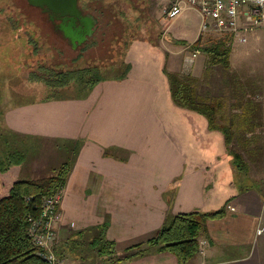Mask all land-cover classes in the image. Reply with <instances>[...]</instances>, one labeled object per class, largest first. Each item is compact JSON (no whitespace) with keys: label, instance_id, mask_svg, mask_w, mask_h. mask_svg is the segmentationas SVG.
Returning a JSON list of instances; mask_svg holds the SVG:
<instances>
[{"label":"crops","instance_id":"0c3cea01","mask_svg":"<svg viewBox=\"0 0 264 264\" xmlns=\"http://www.w3.org/2000/svg\"><path fill=\"white\" fill-rule=\"evenodd\" d=\"M199 24L187 32L189 44ZM167 50L136 40L124 54L129 68L122 77L98 80L82 96L31 99L2 112L17 150L34 152L13 165L16 172L36 178L70 161L55 225L63 264H179L144 241L166 214L216 210L227 199L224 214L206 221L199 238L205 243L186 264H264V228L256 232L264 223V179L239 190L234 178L242 175L229 163L223 133L172 102L162 67L176 71L184 56ZM204 67L202 61L194 68L197 78ZM136 243L143 252L126 257Z\"/></svg>","mask_w":264,"mask_h":264},{"label":"rangeland","instance_id":"374dc122","mask_svg":"<svg viewBox=\"0 0 264 264\" xmlns=\"http://www.w3.org/2000/svg\"><path fill=\"white\" fill-rule=\"evenodd\" d=\"M168 2L169 0H79L80 7L93 19L94 31L93 38L90 37L83 43L86 47L82 49L85 51L77 58L79 51L70 47L61 31L53 32L48 13H44L41 7L28 0H0V42L4 46L1 53L5 57L0 61V159L8 151L18 149L14 142L18 137L9 135L2 126L4 108L17 102L45 99L52 94V87L27 78L31 67L38 72L39 64L62 67H77L92 64L91 62H97L98 65L110 64L116 59L119 61L136 40H149L161 45L166 52L167 49L180 50V57L189 56L193 49L188 46L191 36L187 32L200 21V14L190 9L183 16L166 19L162 16V10ZM81 22L84 25L89 21L81 18ZM54 26L56 30V25ZM26 29L32 31L37 42L35 44L38 50L34 54L26 40L31 39L30 35L26 37L24 34ZM207 33L219 36L224 32H206L199 28L202 41ZM242 34L245 36L244 42L231 37L228 67L217 64L205 68L206 54L198 49L199 53L191 67H184L181 59L182 66L179 64L177 70L196 78L194 68L203 61L204 68L198 76L200 80L197 89L205 96L221 97L223 106L216 121L227 124L229 119H234L230 126L229 147L240 152L247 163L241 182L245 184L255 181L259 184V180L264 179V33L260 25H255L248 26ZM115 36L119 39L115 40ZM107 73L113 76L119 72L109 70ZM241 110L242 114L238 116ZM223 146L230 158L224 140ZM24 152V159L29 161L34 154L33 150ZM10 167L7 171H0V192L12 180L34 176L33 173L16 172L15 169H20L17 166ZM51 173L49 171L46 174Z\"/></svg>","mask_w":264,"mask_h":264},{"label":"trees","instance_id":"16d2710c","mask_svg":"<svg viewBox=\"0 0 264 264\" xmlns=\"http://www.w3.org/2000/svg\"><path fill=\"white\" fill-rule=\"evenodd\" d=\"M24 34L26 37L30 35L31 39H26V37L25 39L28 41L29 47L32 48V54H34L38 50V46L35 44L37 42L33 38L32 31L26 29ZM209 36L213 35L205 34V40L202 41V34H199L188 46L192 49H200L206 54L205 68L217 64L228 67L229 54L232 48V34L223 33L219 36ZM114 39L118 40L119 38L117 39L115 36ZM179 42L185 41L179 40ZM154 44L156 43L154 42ZM124 54L121 56L122 59H124ZM121 58L119 61L116 59L114 62H110V64L98 65L97 62H91L92 64L77 67L39 64V71L36 72L31 67L27 72V78L33 81H41L46 86L52 87V94L49 97H78L85 95L98 80L122 77L129 68V64ZM29 66L31 65L29 64ZM109 70H116L119 73L110 76L107 73ZM162 71L167 78L172 102L178 107L202 114L207 120L208 128L220 130L223 133L224 142L230 155L228 160L234 174L242 175L245 173L247 163L242 154L229 147L230 126L234 119H229L227 124L216 121L217 114L223 106L220 102L221 97L201 94L197 89L200 80L197 77L182 74L177 70H169L165 65L162 67ZM241 114L242 110L238 116ZM221 118H224L222 113ZM240 121L243 123L244 120ZM24 157L25 153L22 150L8 151L0 159V171L3 172L12 165L22 163ZM70 166V161L65 160L56 166L51 174L13 180L4 191L0 192V264H47L44 259L37 255L36 249L27 234V217L39 213L44 196H50L61 191ZM234 179L239 190L248 186L242 184V180L238 181L237 177ZM227 202L228 199L220 208L211 211L192 210L166 214L155 235L147 238L144 244L146 247H153L158 252L169 251L176 256L179 264H186L187 260L198 251L199 238L205 232L206 221L221 217ZM97 242L99 244L104 243L103 248L105 250L113 246L112 241L98 239ZM141 245L142 243L134 244L132 247H135L136 251L127 252L125 256L129 257L143 252L144 249ZM129 248L131 247L126 248V250Z\"/></svg>","mask_w":264,"mask_h":264},{"label":"built area","instance_id":"2783aa9c","mask_svg":"<svg viewBox=\"0 0 264 264\" xmlns=\"http://www.w3.org/2000/svg\"><path fill=\"white\" fill-rule=\"evenodd\" d=\"M186 9H193L200 14L201 31L231 33L239 42L245 41L242 31L248 26L260 25L264 33V0H169L162 10V16L166 19L175 18ZM198 53V49H193L189 56L183 58V66L190 68ZM60 194L61 191H57L44 196L39 213L27 217V234L37 255L47 264H63L55 251V225L61 217ZM263 228L264 223L256 232L260 233ZM204 243V240L199 241L201 245Z\"/></svg>","mask_w":264,"mask_h":264},{"label":"water","instance_id":"95a60500","mask_svg":"<svg viewBox=\"0 0 264 264\" xmlns=\"http://www.w3.org/2000/svg\"><path fill=\"white\" fill-rule=\"evenodd\" d=\"M31 1L34 3V5L41 7L43 11L48 13V15L52 14L54 18L58 19L59 25L73 26L74 28L72 30H69V34L72 33L74 37L78 39L82 37L83 29L81 30L80 25L83 24L81 22V18L88 20L86 19V17H90V15L80 14L83 11L79 5V0H28V2L30 3ZM84 25H88V24H84ZM62 29L64 30L65 27H63ZM86 39L87 38L85 37L84 40Z\"/></svg>","mask_w":264,"mask_h":264},{"label":"flooded vegetation","instance_id":"af4514ba","mask_svg":"<svg viewBox=\"0 0 264 264\" xmlns=\"http://www.w3.org/2000/svg\"><path fill=\"white\" fill-rule=\"evenodd\" d=\"M82 8V7H81ZM82 11L80 14L81 15H86L88 14L83 8H82ZM44 13H46L45 11H43ZM89 15V14H88ZM49 17V22H50V25H53V32L54 33H57L58 31H61L65 37V39L68 41V43L70 44V47L74 50V49H77L80 53V55H78L77 57L81 56L82 53L85 51V49H82V47H86L85 44H83L85 41H87L90 37L93 38V19L92 17H86V19H88V25H80L81 26V30L83 29V32H82V37L80 39L74 37V35L72 33L69 34V30H72L74 27L73 26H70V25H66V26H63V25H59V20L54 18V16H52V14H49L48 15ZM56 25V30H55V26ZM77 26V25H76ZM65 27V29L63 30L62 28ZM58 28V30H57ZM57 31V32H56ZM91 33V34H90ZM90 34V35H89ZM85 37L87 38L86 40ZM84 40V41H83ZM91 40V39H90ZM89 40V41H90ZM82 41V42H81Z\"/></svg>","mask_w":264,"mask_h":264}]
</instances>
